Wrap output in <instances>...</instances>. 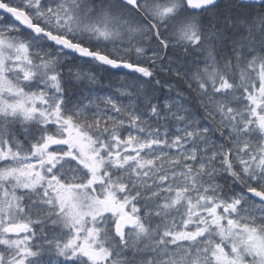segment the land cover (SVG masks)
<instances>
[{
	"label": "rangeland",
	"instance_id": "obj_1",
	"mask_svg": "<svg viewBox=\"0 0 264 264\" xmlns=\"http://www.w3.org/2000/svg\"><path fill=\"white\" fill-rule=\"evenodd\" d=\"M8 3L28 12L44 28L70 39L78 41L84 33L93 34L92 37L100 42H110L112 48H122L115 42L127 39V25L117 19L116 13L113 16L111 12L102 11L92 17L90 11L77 13L75 9L79 7V0H14ZM143 7L156 24L170 19L179 26L183 39L199 41L197 23H180V19H176L180 9L178 1H147ZM245 25L243 20L241 26ZM18 29L21 28L8 23L0 13V119L8 118L26 126L36 124L42 132L38 133L32 127L28 129L35 136L55 130L58 136H71L74 141L89 139L84 136L86 134L96 140V134L89 128L79 127L71 120L73 116L65 114L63 109L64 95L55 61L65 63L72 58L71 55L45 45L37 37L19 35L16 33ZM150 30L145 22L133 33L147 36L145 32ZM166 41L168 45L174 44ZM114 51L121 59H129L125 49ZM140 57L158 59L153 67L156 72L167 75L175 71L174 66L167 64L170 58L163 51L154 48L141 53ZM220 68L214 66L213 74L208 76L214 84L212 92L217 94L218 101L223 97L228 101L226 95L219 93H233L234 84ZM256 69L259 71L258 85L252 90L246 89L242 99L245 105L251 106L256 128L251 130L245 123L248 130L238 132L231 112H223V117L227 120L231 140L237 135V141L243 144H248L253 138L258 142L257 147L245 146V155L240 157L247 188L264 190V66ZM164 85L177 92L160 104L154 103L153 107L162 105L167 108L166 113L173 117V126L166 122L165 128L154 129L147 123L142 130L134 127L132 119L121 117L125 113L131 115L134 122L138 121L137 114L133 112L135 91L130 84L100 82L98 89L92 88L97 100L87 105L96 107V110H93V120L88 119L86 124L98 130L95 126L102 121H111L118 129L111 141L104 142L105 152L97 148L87 149L84 143L76 145L73 152L59 147L53 153H45L39 146L38 151L29 149L20 153L13 144V139L19 137L12 136L9 131L11 139L5 128H0L3 134L0 133V187L10 186L16 193L17 184L25 185L29 190L38 189L41 185L45 193L53 192L56 205L51 211L60 215L64 222L59 223L63 227L61 239L52 237L44 240L55 241L63 251L56 252L54 256L44 252L36 254L34 249H29L31 241H35L29 232L25 235L7 233L6 229L19 226L20 220L0 207V249H3V255H7L6 252L12 254L10 264H96L82 253V242L90 243L101 252L103 264H122L117 261L131 258L134 254H119L108 239L114 237L122 214L136 218L134 226L126 229L122 242L126 244L145 237L141 205L138 203L143 196L156 197L155 212L162 210L166 215L178 217L170 236L173 237L172 243H180L181 249L172 257L159 251L155 253L153 246L160 241L156 237L144 238L139 250H148L147 253L153 255L147 261L144 258L141 264H264V206L249 198L246 190L233 187L228 196L222 194L225 185L219 177L225 170L222 164L228 155L223 141L216 137L200 113H187V101L181 95V87L168 80ZM202 102L208 106L206 101ZM162 123L165 124L164 121ZM7 125V129H12L13 126ZM77 131L86 134L75 133ZM198 137L200 139L195 141ZM259 152L261 158L250 169L248 164L255 160L257 154L250 155ZM41 157L45 161L42 167L53 159L46 167L49 169V184L37 181L39 176L33 175L41 162L37 159ZM255 173L259 174L255 177L257 184L250 177ZM59 222L62 223L61 219ZM186 228L192 232H186ZM215 234H222L230 246L224 241L218 242Z\"/></svg>",
	"mask_w": 264,
	"mask_h": 264
},
{
	"label": "trees",
	"instance_id": "obj_2",
	"mask_svg": "<svg viewBox=\"0 0 264 264\" xmlns=\"http://www.w3.org/2000/svg\"><path fill=\"white\" fill-rule=\"evenodd\" d=\"M176 1L180 3L176 19H180L182 22L190 21L197 23L200 41L196 43L192 40L183 39L180 36L179 26L176 22L172 23L170 19L159 21L157 27L160 38L174 42V44L169 45L167 50H165L153 31H144L148 37L133 33V30L140 28L145 20L131 7L118 0H79V7L75 9L77 13L83 14L84 11H90L91 17L98 15L102 11L111 12L112 15L116 13L117 17L127 25L125 30L128 33L125 41L120 43L115 42L116 45L122 48H112L110 42H100L92 37L93 34L90 35L88 33L79 36L78 42L91 48L93 51L104 52L113 58H121L114 49H125L129 59L137 64H141L147 60L140 57L141 53L150 52L155 48L158 51L166 53L167 57L170 58L167 64L174 66L175 71L164 75L161 72L152 70L149 74V80L143 83L144 79L137 75L114 71L95 61H87L74 56L65 63L55 61L57 67L56 74L59 76L64 95L65 106L63 109L65 114H71L75 120H92L94 109L87 105L89 102L97 100V96L91 92L92 88L98 89L100 82H109L111 84H123L127 82L130 84L132 90L135 91L136 101L134 102L135 107L133 108V112L137 114L138 121L134 122L133 117L131 115L127 116L125 113L121 117L132 119V123L137 130L147 127V123L151 125V128L163 129L167 126L166 122L169 126H173V117L166 113L167 108H164L162 105L159 108H154L153 104H160L162 100L170 99L172 95H175L176 90L167 88L164 85L167 80L175 82L177 87L182 88L181 95L187 101V113H200L216 134V137H219L223 141L224 149L228 155L222 164L225 170L221 172L219 180L225 185L222 194L228 196L233 191V187L242 190L247 189V183L244 178L245 172L242 167L243 162L241 161L242 157L240 156L245 155V146L257 147L259 145L255 138L249 140L248 144L237 141V135H234L233 140H231L228 135L229 128L226 127L227 120L223 117V112H231L234 128L238 132H241L242 129L248 130L245 123L249 124V129L251 130L256 128L253 126L255 125V118L252 117L250 112L251 106L245 105L242 99L246 89L252 90L258 85L259 71L256 67L260 65L264 66V5H245L240 1H224L222 5L220 4L201 13H195L188 10L183 1ZM225 2H230L231 5ZM28 9H31L30 4L28 5ZM141 9L148 19L154 20L148 10L143 7V4L141 5ZM5 20L8 23H13L8 16H5ZM243 20L246 22L244 27L241 26ZM16 33L36 38L34 34L23 29H18ZM37 38L43 40L45 45L55 48L43 38ZM74 41L77 40L74 39ZM226 46H228V52H223ZM230 46L232 48L231 51ZM228 54H232V57L226 60ZM214 63L220 64V70L224 71L223 73L228 77L230 76L233 80V93L218 92L220 95H226L229 99L228 101L225 100V97L221 101H218L217 94L212 92L214 84L208 75L209 73L213 74ZM122 73L126 78L121 77ZM106 88L110 92V88ZM202 101H206L208 106L206 107ZM80 123L79 125L82 128H89L94 134L101 135L100 138L106 142L111 141L112 135L118 130L111 121H108V124H104L102 121V123L95 126L98 129H102L100 131H94V126ZM35 126L39 129L37 125ZM28 128H26L27 131ZM12 129L10 132L12 136H22V132L19 130L21 129L20 125H13ZM10 138L12 139L11 136ZM199 139V137L195 138V141ZM17 142L18 139L14 138L13 144L16 145ZM254 154H257L255 160L248 164L250 169H253L257 165L258 161L256 160L259 158L260 152L253 153L250 156ZM258 175L255 173L250 176L254 184L258 182V179H255ZM0 194V206L2 208L9 207V199L2 193ZM195 194L197 195L198 192H195ZM158 199L162 198L158 197ZM155 201V196L153 198L143 196L138 200V203L141 205L144 238L156 237L160 242L153 246L155 253L159 251L172 257L175 251L181 249L180 243H172L173 237L170 236L173 225L178 222V217L166 215L162 210L155 212ZM187 219L189 218L187 217ZM166 231H168V235H166ZM188 231H190V228H186V232ZM215 235L218 242L222 243L224 241L228 247L230 246L226 243L222 234ZM144 238L133 240L126 244L116 235L108 239L109 244L115 247L119 254L125 252H132L134 254L131 255V258L118 260L117 263L141 264L144 262V258L147 261L146 259H149L153 254L147 253L148 250H139L140 242ZM187 242L189 241L187 240ZM6 253L7 255H3L0 251V264L11 263L12 254ZM247 259L250 260V258ZM113 262L115 263V261Z\"/></svg>",
	"mask_w": 264,
	"mask_h": 264
},
{
	"label": "flooded vegetation",
	"instance_id": "obj_3",
	"mask_svg": "<svg viewBox=\"0 0 264 264\" xmlns=\"http://www.w3.org/2000/svg\"><path fill=\"white\" fill-rule=\"evenodd\" d=\"M224 1H221L218 5H222ZM231 5V3H227ZM216 5V6H218ZM215 6V7H216ZM230 22V20H228ZM230 46V51H231ZM228 46L223 52H228ZM222 52V54H223ZM221 54V55H222ZM232 54H228L226 60L231 59ZM158 59L153 60L156 62ZM153 62V64H154ZM151 65V64H150ZM152 67V65H151ZM56 137L53 134L49 135H40V136H33L30 137L28 141H25L23 145V151L26 148L32 149L34 152L35 150L38 151V147H42V150L45 153H53L57 148H67L70 152L75 151V146H79L80 144H86L87 149H98L100 152L104 151V142H100L98 140L92 139L91 136H86L87 140L84 139H77L76 141L71 140V136L61 137V142L56 145H47L48 141ZM78 138V136L76 137ZM81 146V145H80ZM88 155V154H87ZM37 159V158H35ZM37 160L41 161L38 170L33 172V175H38L37 181L44 182L49 184L50 178L49 176V169H46L47 166H50L53 159H51L46 167H42L41 165L44 164L43 157L38 158ZM38 173V174H37ZM47 178V179H46ZM19 194H18V206H19V226L17 228V232L12 233L11 235H25L26 232H29L31 237L35 240L34 242L31 241L32 246L29 249H34L36 254H49L54 256L56 252L63 251L61 248L58 247L55 241L45 242L46 238L61 237V230L63 227L59 225L64 224L63 219L60 215H56L54 211V206L56 205V201L50 191L47 193L44 192V189L41 185H38V189L29 190L28 187L25 185H19ZM126 214H122L124 216ZM121 217V216H120ZM61 219L62 223L59 222ZM30 237V238H31ZM61 239V238H60ZM44 241V242H43ZM26 250L27 248H21Z\"/></svg>",
	"mask_w": 264,
	"mask_h": 264
},
{
	"label": "water",
	"instance_id": "obj_4",
	"mask_svg": "<svg viewBox=\"0 0 264 264\" xmlns=\"http://www.w3.org/2000/svg\"><path fill=\"white\" fill-rule=\"evenodd\" d=\"M122 3L128 5L129 7L140 11L139 4L143 0H119ZM187 8L192 11H202L215 5L219 4L222 0H184ZM245 4H256L260 5L264 3V0H242ZM0 12L10 16V18L18 24L21 28L26 31L32 32L36 36H41L46 39L49 43L56 46L57 48L62 49L63 51L72 54L73 56L87 59V60H95L99 63L110 67L114 70H124L129 73H134L141 75L143 77L148 75L149 68L140 64H134L130 61H121L114 58H111L107 54L93 51L89 47H86L83 44L78 42H74L69 38L55 34L52 31H49L43 28L42 25L35 22V20L23 9L13 7L9 5L7 2L0 0ZM157 33V30H156ZM59 142L58 139H53L49 143L55 144ZM248 194L253 197L258 202L264 204V191L257 188L248 189ZM134 218L132 216H126L121 218L117 223V233L122 236L127 227L131 226L134 223ZM17 229L12 228L9 229L10 232H15ZM81 250L83 253L96 262L101 263L102 258L101 254L87 242L81 244Z\"/></svg>",
	"mask_w": 264,
	"mask_h": 264
},
{
	"label": "bare ground",
	"instance_id": "obj_5",
	"mask_svg": "<svg viewBox=\"0 0 264 264\" xmlns=\"http://www.w3.org/2000/svg\"><path fill=\"white\" fill-rule=\"evenodd\" d=\"M113 82V81H112ZM203 87V86H202Z\"/></svg>",
	"mask_w": 264,
	"mask_h": 264
}]
</instances>
